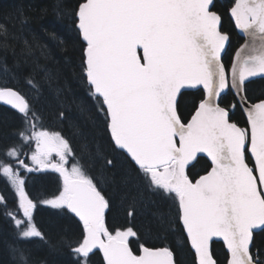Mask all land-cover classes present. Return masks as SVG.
Here are the masks:
<instances>
[{
  "label": "snow or ice",
  "instance_id": "1",
  "mask_svg": "<svg viewBox=\"0 0 264 264\" xmlns=\"http://www.w3.org/2000/svg\"><path fill=\"white\" fill-rule=\"evenodd\" d=\"M211 5L212 0H82L76 16L86 45L84 70L115 147L154 190L178 202L194 264H217L210 251L213 237L226 245V264H262L252 248L255 230L264 232V101L248 105L243 92L249 77L264 74V0H238L231 10L245 38L231 86L248 105L249 128L230 123L228 110L218 103L228 87L221 52L229 38L219 30L221 17ZM199 86L204 98L185 124L177 98L182 89ZM0 101L18 109L26 122L35 115L16 91L0 90ZM32 129L31 135L21 133L25 142H36L32 162L63 178L59 196L44 202L66 208L82 222L83 239L73 251L84 264L94 250L102 252L104 264H173L166 247L140 245L135 254L132 228L110 232L105 197L78 163L66 167L75 159L68 142L58 133L35 131L34 124ZM53 153L59 157L55 163L49 159ZM198 153H206L212 167L193 181L185 169ZM7 155L18 165L0 162V176L18 195L19 215H9L22 240L43 238L21 174L33 169L16 148Z\"/></svg>",
  "mask_w": 264,
  "mask_h": 264
},
{
  "label": "trees",
  "instance_id": "2",
  "mask_svg": "<svg viewBox=\"0 0 264 264\" xmlns=\"http://www.w3.org/2000/svg\"><path fill=\"white\" fill-rule=\"evenodd\" d=\"M80 3L82 0H0V87L17 91L35 114L26 122L24 114L0 106V162H12L7 153L16 148L21 152L20 159L32 166L29 157L35 140L23 143L21 133L31 135L33 124L35 131L58 133L75 157L66 167L70 170L78 163L107 200L105 223L110 232L132 228L137 233L130 238L135 254L140 245L166 247L175 264H194L178 219V202L154 190L143 173L112 144L105 113L85 80V45L76 26ZM231 5L232 0H215L213 7L221 17L222 32L230 37L223 60L226 68L241 43L228 18ZM245 96L250 103L264 99V79L246 84ZM202 98L201 90L179 96L177 110L183 122ZM220 104H235L230 121L246 127L230 91ZM51 160L57 162L59 157L53 155ZM12 166L18 167L14 162ZM208 169L207 160L198 158L187 175L194 180ZM21 174L25 191L36 204L33 219L43 238H20L9 215H19L18 195L0 176V264H83L84 258L73 252L83 239L81 224L65 208H53L44 202L55 199L63 190L60 177L50 171L34 174L21 170ZM254 239L252 254L264 264V232L256 233ZM211 252L217 264L226 262L227 254L220 243H212ZM87 264L103 262L98 253H93Z\"/></svg>",
  "mask_w": 264,
  "mask_h": 264
},
{
  "label": "water",
  "instance_id": "3",
  "mask_svg": "<svg viewBox=\"0 0 264 264\" xmlns=\"http://www.w3.org/2000/svg\"><path fill=\"white\" fill-rule=\"evenodd\" d=\"M237 2H238V0H236L235 1V3L233 4V6L231 7V9H230V11H229V17H230V19H231V22H232V24H233V26H234V28H235V31H236V33L238 34V36L239 37H241L242 39H243V42H242V44L235 50V52L233 53V56H232V59H231V62H230V66H229V68H228V71H226V77H227V81H228V87L221 93V95H220V97L218 98V103H219V100H220V98H221V96H223L227 91H228V89L233 93V95L235 96V99H236V102H237V105L239 106V108H240V110L242 111V113H243V115H244V117H245V119H246V122H247V127L249 128L250 126H249V123H248V117H247V106L248 105H251V103H249L248 102V105H242V103H241V101H240V97H239V95H238V93H237V90L236 89H234V88H232V86H231V80H232V72H231V70H232V66H233V64L236 62V53H237V51L241 48V46L245 43V38H244V35H243V33H242V31L236 26V23H235V20H234V18L232 17V15H231V10H232V8L233 7H235L236 6V4H237ZM213 3H214V0H212V5L210 6L211 7V9H212V7H213ZM212 11V10H211ZM77 29H78V27H77ZM79 30V29H78ZM219 30L221 31V24H220V26H219ZM222 33V32H221ZM222 34H224V33H222ZM80 37H81V41L85 44V42L83 41V39H82V36L80 35ZM228 44H229V39L225 42V46H224V49L222 50V52H221V62H222V57H223V55L225 54V52H226V50H227V48H228ZM86 46V45H85ZM226 70V69H225ZM85 78H86V73H85ZM257 79H264V74H260V75H257V76H253V77H249L246 81H245V84H247V83H249V82H251V81H254V80H257ZM86 82H87V84L89 85V83H88V80H87V78H86ZM90 86V85H89ZM245 86V85H244ZM91 87V86H90ZM3 89H10V88H3ZM3 89H0V90H3ZM198 89H201L202 90V92L204 93V90H203V87L202 86H199L197 89H182L181 90V93L182 92H185V91H195V90H198ZM10 90H13V89H10ZM13 91H15V90H13ZM93 91V90H92ZM17 92V91H16ZM18 93V92H17ZM94 93V92H93ZM19 94V93H18ZM243 95H245L244 94V92H243ZM179 97V96H178ZM178 99V98H177ZM256 103H259V102H256ZM256 103H254V104H256ZM0 105H2V106H5V107H7V108H9V109H11V110H13V111H15L16 113H18V114H20V115H22V113H20L19 111H18V109H15L14 107H12L11 105H9V104H6L5 102H3V101H0ZM193 115H194V113H193ZM192 117V116H191ZM191 120V118L189 119V121ZM188 121V122H189ZM187 122V123H188ZM231 123V122H230ZM108 133H109V135H110V137H111V133H110V129H109V127H108ZM111 140H112V138H111ZM112 142H113V144H114V141L112 140ZM114 147H115V145H114ZM116 148V147H115ZM117 149V148H116ZM117 150H119V149H117ZM119 151H121V152H123L122 150H119ZM129 159H130V157L127 155V153L126 152H123ZM250 155V154H249ZM200 157H203V158H205V159H207L209 162H210V164H211V160H210V158L209 157H207V154L206 153H198L197 154V156L193 159V160H191L189 163H188V165L186 166V169H185V171L187 172V169L192 165V164H194V162L198 159V158H200ZM130 161H131V159H130ZM132 162V161H131ZM133 164H134V162H132ZM138 167V166H137ZM211 167H212V164H211ZM43 169H51V167H45V168H42V169H39L38 170V172L39 171H41V170H43ZM52 170V169H51ZM210 170H211V168H210ZM209 170V171H210ZM208 171V172H209ZM207 172V173H208ZM59 176H60V174L58 173V172H56ZM206 173V174H207ZM206 174H204V175H206ZM203 176V175H202ZM201 177V176H200ZM200 177H198L196 180H198ZM60 178H61V180H62V183H63V178L60 176ZM195 181V180H194ZM75 219H76V221H78L79 223H81L82 224V222L79 220V218L77 217V216H75V214L74 213H71L69 210H67ZM181 225H182V223H181ZM82 226H83V224H82ZM182 227H183V225H182ZM184 229V228H183ZM256 232H258V231H260V230H255ZM184 232H185V235H186V237H187V233H186V231L184 230ZM187 239H188V237H187ZM212 242H220V243H222V245L224 246V249L226 250V252H227V248H226V245L224 244V241H223V239L222 238H220V237H213V239L210 241V247H211V243ZM188 244H189V247H190V249H191V251L194 253V249H192V247H191V242H190V240L188 239ZM95 251H98L99 252V254H100V256H101V258H102V260H103V263H104V258H103V254H102V252H100L99 250H94V252ZM227 254H228V252H227ZM173 259V258H172ZM173 264H175L174 263V261H173Z\"/></svg>",
  "mask_w": 264,
  "mask_h": 264
},
{
  "label": "rangeland",
  "instance_id": "4",
  "mask_svg": "<svg viewBox=\"0 0 264 264\" xmlns=\"http://www.w3.org/2000/svg\"><path fill=\"white\" fill-rule=\"evenodd\" d=\"M23 143H27V142H25V141L23 140ZM35 148H36V142L34 141L32 147H31V150H30L31 155H30V157H29V163H30V165H32V166H34V167H39L40 165H36V164H34V163L32 162V160H31V156H32L33 152L35 151ZM53 155H56V154L53 153V154L51 155V157H52ZM51 157H49V159H51ZM40 167H41V166H40Z\"/></svg>",
  "mask_w": 264,
  "mask_h": 264
}]
</instances>
